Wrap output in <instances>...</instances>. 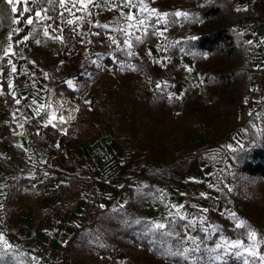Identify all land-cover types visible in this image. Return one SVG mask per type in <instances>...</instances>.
Masks as SVG:
<instances>
[{
  "label": "rangeland",
  "instance_id": "1",
  "mask_svg": "<svg viewBox=\"0 0 264 264\" xmlns=\"http://www.w3.org/2000/svg\"><path fill=\"white\" fill-rule=\"evenodd\" d=\"M48 2L49 35L43 23L14 30L9 57L21 74L80 87L76 114H68H79L75 130L83 128V139L106 133L116 151L135 156L128 162L135 169L126 204L86 208L71 243L35 235L28 246L0 230V264H264V182L238 172V161L264 140V0H131L127 7L128 0H92L82 20L60 28L59 0ZM211 4L223 5V20L203 16ZM127 13L131 30L119 21ZM94 14L107 17L106 30H88ZM223 23L234 55L209 59L187 46ZM228 67H237L236 76L217 79ZM26 110L0 94L8 131ZM24 154L13 149L16 160ZM190 167L203 176L185 178ZM9 193L0 201V209L7 204L0 228L12 215L24 229L48 218L61 223L76 207L64 188L22 185Z\"/></svg>",
  "mask_w": 264,
  "mask_h": 264
},
{
  "label": "crops",
  "instance_id": "2",
  "mask_svg": "<svg viewBox=\"0 0 264 264\" xmlns=\"http://www.w3.org/2000/svg\"><path fill=\"white\" fill-rule=\"evenodd\" d=\"M74 3L75 6H73ZM48 4V0H30L29 3L22 6L17 5L18 9L21 6L20 15L14 19V27L10 31L0 55V61L4 60L8 67V72L4 77L0 70V94H4L5 98L14 104L16 100H19L17 105L24 104V102L27 104L26 114L16 118L15 127H11L8 131L5 126L0 124V169L4 170L2 179L6 178V181L2 180V184H0V201L9 198V192H12L15 186L44 185L56 190L66 189L72 195L76 207L73 213H68L61 223H56L55 220L48 218L40 224H31L24 229L20 226L18 215L1 220L4 221L1 223L4 229L0 228V230L7 234H14L16 241L28 246L33 243L35 235L38 240L43 241L49 235H63L69 242L75 230L80 228L86 208L94 209L93 211L97 213L99 210L106 209L107 206L108 208L124 206L129 198L130 182L133 179L132 169H135L128 163L135 156L131 152L124 154V151L119 148L116 151L111 138H108L106 133L98 134L94 138L83 139V128L75 130L79 114L76 119L67 124L65 129L47 125L43 120L47 114V108H50L51 117L55 119H58L57 113L61 114L59 110L62 107L57 106L56 112L51 108L55 105L54 100H62L65 108L70 103L67 114L70 112H72L71 116L76 114V103L73 100L78 96L81 88L73 86L71 80L67 78L48 77L45 81L37 76L21 74L18 64L9 57L15 48L14 30H35L36 24L42 23L45 25L43 29L45 30L46 25L51 24L52 17L45 7ZM93 4L92 0H82V2L59 0L58 15L63 23L57 26L59 28L64 27L65 24L69 26L73 23L69 24L68 21L82 20ZM23 8H28L29 11L23 12ZM36 12H42V17H36ZM25 14L26 17H24ZM129 15L133 16V14L127 13L119 17V21L127 30H131ZM28 18H32L34 23L27 24ZM88 19L91 24L88 30L107 29L104 27L109 22L107 17L94 14L92 18ZM41 27L42 25H40ZM9 45H11L10 48ZM148 45L150 46V44ZM13 66H15V71H12ZM3 80L6 84L5 89ZM52 82L67 86L70 93L60 91L57 85H52ZM9 83H11V87H9ZM68 100L70 101L68 102ZM35 111L39 113L37 114ZM36 119L39 121V125L35 124ZM29 120H32L34 125L30 126ZM2 121H8V118ZM18 122H21L20 127H16ZM16 130L20 131L23 136H12L11 133ZM46 132L52 133L54 136L51 138ZM25 137L30 139L29 142H26ZM12 148L14 151L20 150L26 154L20 160H16L12 155ZM202 176L203 174L196 167H190L184 177ZM44 205L45 202L42 203L43 209L46 207ZM6 207V203L2 204L0 209L2 215L5 213ZM18 236L22 238H17Z\"/></svg>",
  "mask_w": 264,
  "mask_h": 264
},
{
  "label": "trees",
  "instance_id": "3",
  "mask_svg": "<svg viewBox=\"0 0 264 264\" xmlns=\"http://www.w3.org/2000/svg\"><path fill=\"white\" fill-rule=\"evenodd\" d=\"M189 3H193L195 0H185ZM18 13L11 11L10 5L5 0H0V55L3 52L4 46L7 42L8 35L14 27V19L20 15L21 6ZM232 11V10H231ZM226 9L223 5L211 4L203 14L207 18H215L223 20L226 15ZM233 13V11H232ZM27 15L25 14L24 17ZM264 22V21H263ZM187 46L190 49H196L202 53L207 54L209 59L230 57L236 52V44L234 36L231 33L230 27L227 23H223L221 27L209 31L207 33L199 34L194 40L187 42ZM237 68V67H236ZM228 67L227 69H220L215 72L217 79L221 81H229L236 76L237 69ZM1 75L4 77L8 72V67L5 65L4 60L0 61ZM264 81V67L263 75L261 78ZM4 89L6 87L5 81H2ZM52 85H57L60 91L70 93L67 86L60 85L56 82H52ZM238 172L250 177H257L264 182V140L259 139L258 145L246 153L244 159L238 161ZM116 193V190H115ZM108 208V206H107ZM106 208V209H107ZM84 226L77 228L69 240L71 243L77 236L78 232Z\"/></svg>",
  "mask_w": 264,
  "mask_h": 264
},
{
  "label": "snow or ice",
  "instance_id": "4",
  "mask_svg": "<svg viewBox=\"0 0 264 264\" xmlns=\"http://www.w3.org/2000/svg\"><path fill=\"white\" fill-rule=\"evenodd\" d=\"M5 2H6L8 5H10V7H11V11H12L13 13H16V12H18V10H20V9H18L17 5H21V6H22V5H24V4L29 3L30 0H5ZM62 2H63V0H62ZM79 2H82V0H79ZM130 4H131V0H128V2L125 4V7L129 6ZM73 6H75V3L73 4ZM22 11H23V12H28L29 9H28V8H23ZM152 11L155 12L156 10L153 9ZM35 15H36V17H42V12H36ZM163 15H164V16H167L168 14H167V13H164ZM174 15H176V16H181V15H183V16H187L188 14H187V13H182V12H179V11H178V12L174 13ZM128 19H129V20H132V19H134V17L131 16V15H129V16H128ZM33 23H34V20H33L32 18H28V19H27V24L31 25V24H33ZM68 23L71 24L72 21H68ZM104 27H107V25H104ZM44 35H45V36H48V35H49V33H48V31H47V28H45ZM53 38H54V39H62L61 37H53ZM27 39H28V37L25 36V37H24V40H27ZM36 43L39 44L40 41H36ZM113 43H115V41H113ZM130 46H131V45H129V47H130ZM10 47H11V45H9V48H10ZM5 54L7 55V51L5 52ZM12 54L14 55L15 53H12ZM129 54L131 55V53H129ZM12 71H15V66H13ZM9 87H11V83H9ZM16 103H19V100H16ZM86 103H87V102H86ZM61 119H62V118H61ZM45 126H47V125H45ZM163 227H164V225H157V228H163ZM252 237H253V238L255 237V233L252 234ZM0 239H2V237H0ZM6 243H7V242L5 241V244H6ZM251 254H252L253 256L256 255L255 252H252ZM261 259H264V257H261Z\"/></svg>",
  "mask_w": 264,
  "mask_h": 264
},
{
  "label": "bare ground",
  "instance_id": "5",
  "mask_svg": "<svg viewBox=\"0 0 264 264\" xmlns=\"http://www.w3.org/2000/svg\"><path fill=\"white\" fill-rule=\"evenodd\" d=\"M62 102L63 101L59 100V99L54 100L56 107L57 106L64 107ZM50 113H51L50 108H47V114L44 116L43 120L45 121V123H47V125L52 126L54 128L65 129L67 127V124H68L67 120L73 119V118H69L68 114L63 115V114H59V113H57L58 119H55V118L51 117ZM15 132H16V134L14 136H16V137L22 136V133L20 131L16 130Z\"/></svg>",
  "mask_w": 264,
  "mask_h": 264
},
{
  "label": "built area",
  "instance_id": "6",
  "mask_svg": "<svg viewBox=\"0 0 264 264\" xmlns=\"http://www.w3.org/2000/svg\"><path fill=\"white\" fill-rule=\"evenodd\" d=\"M20 126H21V122H18V123L16 124V127H20ZM15 134H16V132H12V133H11L12 136H14ZM22 136H23V135H22ZM25 140H26V142H29L30 139H29L28 137H25Z\"/></svg>",
  "mask_w": 264,
  "mask_h": 264
}]
</instances>
